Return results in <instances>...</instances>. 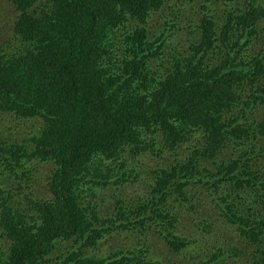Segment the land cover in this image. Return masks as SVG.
<instances>
[{"label":"trees","instance_id":"trees-1","mask_svg":"<svg viewBox=\"0 0 264 264\" xmlns=\"http://www.w3.org/2000/svg\"><path fill=\"white\" fill-rule=\"evenodd\" d=\"M6 1L0 264H264V0Z\"/></svg>","mask_w":264,"mask_h":264},{"label":"rangeland","instance_id":"rangeland-1","mask_svg":"<svg viewBox=\"0 0 264 264\" xmlns=\"http://www.w3.org/2000/svg\"><path fill=\"white\" fill-rule=\"evenodd\" d=\"M192 4L194 5H201L202 3V0H190ZM225 7L224 5H218L216 4V8L219 10V14L220 16L222 17L223 16V12H222V8ZM12 16L10 14V7L8 6V3L6 0H0V28L1 30L4 32V34L2 35V38L4 40H7V37L8 35L10 34V29L12 28V20L10 19ZM160 20L162 22V18H156L154 21H153V25H154V33L157 32V26H156V22ZM168 34H166L165 36H167ZM154 36H158V33L154 34ZM131 56H134L133 54ZM7 127V126H6ZM6 127L4 126L3 123H0V133L2 132L3 133V138L5 140H8V139H12V142L15 143V140L16 141H22L25 139V135L27 134L26 131H24V134L22 136H17V139H15V134H12V138H11V135L10 134H6L4 133V130L6 129ZM185 155H190L191 151L190 150H186L185 151ZM171 156V155H169ZM132 165H137L139 166V169L138 171H142L143 173V178H145L147 175L146 173L148 172V174H150V171L152 169H155L156 166H155V159L154 158H150L146 155H143V156H140L137 160L135 161H132L131 162ZM3 164L2 160H0V174H1V171H2V168H1V165ZM204 165H202L203 167ZM7 169H8V166H7ZM13 174H8L7 172L5 173V177L4 178H0V188H2V184L4 182V180L6 178H8L9 176H11ZM41 187V185L38 183V182H34L33 183V189H32V192L34 193V195L36 197H39V198H47L49 194H46L44 195L43 192L39 189V187ZM139 190H143V187L142 186H139L138 187ZM229 192H231V189L229 190ZM217 193L214 194V197L216 196ZM207 197V195H206ZM173 199V198H171ZM109 201V198H106V203L104 205V207L102 208L103 210H106V214L108 215L109 214V206L108 205V202ZM176 208H178L180 210V212H184L186 210H188V208H186L183 203H174L173 205L171 204V211H175ZM264 213V211H263ZM195 216L197 217H191L189 219V222L187 224H184L183 223V220H181L180 222H177L176 223V226H175V232L177 234H180V235H187V238L193 240L195 238V232H193V230L196 228V225L195 223H197L200 219L201 220H204V217L203 216H200L198 214H196ZM212 216V215H211ZM262 216L264 217V214H262ZM213 217H217V216H212ZM177 218V216H176ZM228 227L230 228V231L232 232L231 233V236H228V233L226 231V229L224 228H220V235L218 234H212V236H210L211 239L214 240V242L219 245V244H223L224 243H229L231 245H233L235 248H242L244 247L243 244V240L242 238H239L234 232L237 228V225L236 223L234 222H230V224H228ZM165 235H167V233L164 231ZM162 239V238H161ZM163 240V239H162ZM162 240H157L156 242L154 243H150V247L151 249L153 250V252H155L157 250L158 252V256L162 257L163 258V254H167L165 250V247L168 249V246H167V243L162 241ZM131 242H135L134 239H132ZM1 243L2 241H0V247H1ZM108 245V244H107ZM156 246V247H155ZM165 246V247H164ZM110 248V247H109ZM108 249V247H104V250ZM111 249V248H110ZM255 248L251 249L250 248L246 249L245 247V251L249 253H251L252 251H254ZM162 258H159V259H162ZM242 258V257H241ZM241 258H239L237 261L236 264H240V262L242 263ZM230 264H234L233 261H230Z\"/></svg>","mask_w":264,"mask_h":264},{"label":"flooded vegetation","instance_id":"flooded-vegetation-1","mask_svg":"<svg viewBox=\"0 0 264 264\" xmlns=\"http://www.w3.org/2000/svg\"><path fill=\"white\" fill-rule=\"evenodd\" d=\"M170 211H171V209H169ZM176 210H179L178 208H176ZM171 211L172 212V214L175 216V220H176V216H177V211ZM178 217V216H177ZM169 224L170 223H173V222H168ZM174 223H175V221H174ZM167 234L168 233H172V234H174V227H170L169 225H168V232H166ZM175 234H177V233H175ZM178 235H180V234H178ZM160 240H162V239H160ZM163 241V240H162ZM167 243V242H166ZM167 246H168V244H167ZM165 247V246H164ZM168 248H169V246H168ZM165 250H168L166 247H165Z\"/></svg>","mask_w":264,"mask_h":264},{"label":"clouds","instance_id":"clouds-1","mask_svg":"<svg viewBox=\"0 0 264 264\" xmlns=\"http://www.w3.org/2000/svg\"><path fill=\"white\" fill-rule=\"evenodd\" d=\"M2 33H4L3 31H2ZM158 35H161L160 33H158ZM157 38V37H156ZM136 52H138L139 53V56H142L143 54H144V52H139V51H136ZM133 55L135 56V53H133Z\"/></svg>","mask_w":264,"mask_h":264}]
</instances>
